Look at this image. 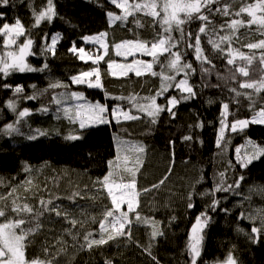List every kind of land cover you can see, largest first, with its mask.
Masks as SVG:
<instances>
[{
    "label": "trees",
    "instance_id": "obj_1",
    "mask_svg": "<svg viewBox=\"0 0 264 264\" xmlns=\"http://www.w3.org/2000/svg\"><path fill=\"white\" fill-rule=\"evenodd\" d=\"M258 2L221 0L213 9L229 4L230 11L234 13L241 7ZM53 5L55 16L39 25L35 24V16L47 9V0H9L8 5H0V13L4 14L0 18V26L19 19L26 31V36L20 41L31 38L34 42L26 63L34 68L48 65L42 72H13L7 77L0 76V196L7 197L0 200V208L7 213L0 222L23 218L26 220L25 229H35L26 242V259L52 260L54 264H105L106 260H111L112 264H191L189 244L192 226L197 216L206 212L210 219L200 233L203 239L197 264H222L229 255L237 264H264V238L254 243L248 235L253 226H260L258 219L248 217L256 216L258 210L264 209V156L253 159L247 167L238 163V160L246 161L253 156V145L264 148V124L249 123L242 130L237 126L236 131L230 128L235 121L250 119L264 107V91L257 93L254 89L240 88L242 83L259 82L264 78V64L259 60L264 50L246 47L264 39V28L249 26L247 13L240 17H226L213 11L209 15L212 21L208 25L209 31L201 34V45L214 67L205 64L203 67H212V70L204 74L200 62L195 59L194 49L182 43L178 50L184 53V60L191 62L196 69L189 77L196 95L176 105L174 117L165 111L153 124L146 114L131 107L130 98L155 95L161 87L160 76L150 73L142 76L134 73L117 76V73L114 76L111 74L114 70L110 71L108 67L110 62L120 60L115 54V44L155 39L159 28L153 27L152 17L136 13L126 20L111 21L107 16L109 11L116 15H123V11L112 5L110 0H53ZM232 19L244 22V26L234 33L227 29ZM221 25H225V29L218 35L233 37L231 48L236 50L235 65L227 64V43L222 44L225 53L217 52L208 43L210 38H216L211 29L219 30ZM200 26L201 22L194 20L184 26V31L195 34ZM102 32L107 34L104 55L99 44L86 43L82 39ZM57 33L60 38L54 54L44 51L45 46L51 44V37ZM173 35L179 38V33L174 32ZM73 44L77 48L83 47L93 60H79L69 51ZM239 52L253 58L251 65L239 60ZM98 55L103 59L94 63ZM166 60L165 56L160 57V63H166ZM239 67H246L249 76L240 74L237 71ZM93 68L100 73L101 87L71 82V77ZM153 70L159 73L160 64H154ZM164 71L167 75L172 74L167 69ZM233 75L235 79H232ZM180 78L182 75L177 77V81ZM4 84L12 87L5 88ZM50 84L66 87L49 88ZM17 85L23 86L22 93L14 92ZM31 85H36V88ZM233 88L242 94L237 96L231 91ZM45 89L47 91H43ZM72 91L83 92L88 99L104 103L110 110L120 105L141 118L118 122L111 119L106 125L82 130L64 111L65 101L61 95ZM33 94H37V99L24 98ZM181 95L175 88L165 93V97L176 96L178 99ZM58 96L62 99L59 105L53 100ZM10 99L17 105L16 112L7 107ZM139 103L146 101L139 99ZM157 103L163 105L166 100L160 97ZM225 103L229 105L227 112L223 108ZM24 108L29 109L30 114L19 118L18 112ZM52 113L58 117L56 120ZM222 120L225 133L218 146ZM45 123H51L52 129L60 127L63 132L51 136L38 134L36 128ZM7 124H14L17 130L8 134L5 130ZM72 135L83 139H67ZM185 136L192 139L186 141L183 139ZM138 144L145 149L139 156L142 166L136 175L138 211L141 217L154 220L156 229L163 235L153 239L152 225L137 221L130 214V238L118 237L89 249L84 235L91 232L92 238H100L99 222L105 209L111 206L106 190L98 181L108 173V162L114 161L118 155H129L135 159V153L130 155L124 150L123 153L119 146ZM240 176L244 180L238 189L202 195L221 181L225 188L234 185ZM161 180L164 183L157 189L143 191ZM13 191L14 195L8 196ZM190 193H193L192 208L188 207ZM13 199L17 204H27L33 213L17 217L10 210ZM213 199L220 202L214 211L208 208ZM41 201L45 205L42 206ZM49 201L51 203H47ZM56 212L61 215H56ZM71 220L77 221L75 226ZM144 249H149L151 256Z\"/></svg>",
    "mask_w": 264,
    "mask_h": 264
},
{
    "label": "snow or ice",
    "instance_id": "obj_2",
    "mask_svg": "<svg viewBox=\"0 0 264 264\" xmlns=\"http://www.w3.org/2000/svg\"><path fill=\"white\" fill-rule=\"evenodd\" d=\"M110 3L114 5L117 9L123 10V15H116L113 12L109 11L107 16L111 21L115 20H126L128 16L135 15L136 13H144L152 17L153 27L159 28V31L156 33L155 39L152 41H123L122 43L115 44L114 47L118 50L117 55L135 56L137 53L141 55H147L152 58V62H145L143 60L133 59L131 63L127 64H116L115 67L119 69L120 76H127L130 72L134 73L136 76H142L145 72L150 73L152 76H160L161 78V87L156 92L155 95L143 98L131 97L132 108H135L138 112L146 114L151 118V122L154 124L157 122L158 117L162 112L167 111L172 117L175 116L173 109L178 105L182 100H187L195 97L196 92L192 85L189 83V77L192 73L196 71L193 68L191 62L184 60V53L179 51V47L182 43L186 44L187 47L193 48L195 53V59L201 64V71L204 74L211 72L212 61L209 59L208 55L204 53V49L201 45V34H205L209 31L208 25L212 24V21L209 18V15L213 13L222 14L224 16L235 15L240 17L242 14L247 13L251 19L248 21V25L257 24L258 26L264 28V0H259L258 4H249L246 7H241L239 11L231 12L229 4H223L222 7H216L213 9L214 5L220 4L221 0H143V2H134L129 3L128 0H110ZM9 0H0V5H8ZM47 9L41 11L38 15L35 16V24L39 25L42 21L48 20L51 21L55 16V9L53 5V0H47ZM131 9V11H129ZM262 13L259 17L256 15V11ZM208 13V14H205ZM4 16L3 13H0V18ZM194 20L201 22V26L198 31L193 34L191 31L185 32L184 26L190 24ZM241 26H244V22L239 19H232L229 24H227V29L231 30L233 33ZM225 25H221L220 29L213 27L211 32L213 36H216L215 39L210 38L208 43L212 46L214 50L220 53H225V49L222 47V44L227 43L229 45L225 55L227 58L228 65H235L237 62L236 59V50L231 48L232 36L224 35L219 36V31H224ZM179 33V38H177L173 33ZM264 34V33H262ZM106 33H100L96 36H84L83 41H95L98 44H101L102 47H105L102 44ZM26 36V31L19 19H16L14 23H3L0 26V40H2L3 47L5 49L16 46L18 51H6L3 54H0V76L7 77L13 72H42L48 68L47 64H44L41 68H34L26 63V57L30 54V49L33 45V40L31 38H26L24 42L18 43L21 37ZM60 38V34L57 33L51 37V44L46 45L43 49L44 51H49L54 54L55 45ZM194 41V43H193ZM248 49H261L264 50V39H261L258 43H249L246 45ZM121 48L125 49V53L120 52ZM105 47V51H106ZM70 52L76 54L78 59L81 61L93 60L92 55L85 53L83 47L77 48L75 44L69 49ZM165 56L167 58L166 63H160V57ZM103 56H96L94 63L102 60ZM252 57L246 56L243 52H239V60L247 61L249 65L252 63ZM260 63L264 64V51H262L259 57ZM115 62H110L108 67L112 69ZM154 64H160L161 71L157 73L153 70ZM205 64L212 67H203ZM141 69L145 71L142 72ZM165 69L171 72V75L165 74ZM264 70V69H262ZM237 71L242 74L244 77L249 76V72L246 67H239ZM112 75H117L116 71L111 72ZM177 81V77L181 76ZM92 77L95 78V83L92 82ZM100 73L97 68H93L90 71L81 72L79 75L71 77V82L77 85L87 84L88 87H101L100 84ZM232 79H235V75L232 76ZM3 87L11 88V85L4 84ZM33 89L36 88V85H31ZM56 87H66L62 84H50L49 88ZM175 88L182 95L178 99L176 96L165 97V93L170 89ZM242 89H254L255 92L259 93L264 91V78L259 82H246L240 84ZM24 91L23 86L17 85L14 88V92L19 94ZM47 91V89L43 90ZM237 96L241 95V92H238L235 88L231 89ZM41 95L43 92L40 93ZM164 97L166 103L161 105L157 103V99ZM27 100L37 99V94L24 97ZM251 99V96L248 97ZM68 99L75 101H85L84 103H77L75 105L76 113L75 115L79 117V128L86 129L95 125H106L110 123L107 119V114H110L117 120L123 117L124 120H135L140 119V116L133 115L131 110L125 111L120 105L109 110L106 105L97 103L87 102L84 94L82 92H71L68 94ZM139 99H143L146 103H139ZM54 102L59 105L62 103V99L53 98ZM7 107L12 111H17V105L13 100L7 101ZM229 105L227 103L223 104L225 112H227ZM47 111V109H41ZM65 113L69 111L68 108L64 109ZM29 109L24 108L18 112L19 118H24L28 116ZM249 123H259L264 124V107H261L258 112L249 120H238L230 125L231 131H236L237 126L242 130ZM202 126V125H199ZM5 130L8 134L16 131L14 124H7ZM225 133V125L223 120L221 121V128L219 130V136L217 139V145L219 146L220 140L223 138ZM35 137H29V139H34ZM70 140L83 139L79 135H72L67 137ZM184 140L192 139L191 136H185ZM126 143V142H125ZM171 143V142H170ZM251 144L252 142L249 141ZM255 153L253 156L246 161H239L241 167H247L253 159L259 158V156H264V148L253 145ZM125 152L135 153V159H130L129 156L125 155L124 157L117 156L114 161H109V171L98 181L102 187L106 190L108 197L111 200V206L105 209L103 219L99 222L100 225V238L95 239L93 233L88 232L84 235V241L87 244V247L91 249L93 246H101L107 244L111 240H115L118 237H131V225L132 219L131 215L135 216L137 221L143 220L146 224H151L153 231L151 232V237L154 239L158 235H163L162 232H159L155 227V221L149 220L147 217H141L138 211L139 208V192L137 191V180L136 175L140 170L141 161L139 159L140 154H143L145 149L143 145H129L124 149ZM237 153L240 149L237 148ZM131 164V167L128 165ZM123 166V167H122ZM28 170L27 168L25 169ZM126 174V175H125ZM223 177V173H221ZM244 180L243 176L238 177L234 185H229L227 188L223 186V181L213 190H210L207 193L202 195H214L218 191H231L233 188L238 189L240 183ZM30 183V181L28 182ZM164 183V180H161L159 184H154L152 187L143 189L144 192L152 191L157 189L160 185ZM14 191L9 193L8 196H13ZM193 193L189 194V203L188 207L192 208L194 205L191 202ZM7 197L0 196V200L6 199ZM18 199V198H17ZM51 203V201L47 202ZM219 201L213 199L211 204L208 206L209 210L214 211L219 205ZM42 206L45 205L44 201H41ZM126 207L127 210H124ZM13 213L20 217L21 214H32L33 209L27 204H17L16 199L12 200V207L10 209ZM227 211V209H225ZM56 215H61L60 212H56ZM7 216L4 208H0V218H5ZM243 217V213L241 214ZM249 219L259 220L260 226H253L251 233H249V238L254 243H259L261 238H264V209L258 210L256 216H249ZM203 219V223H202ZM207 213H201L196 218V223L192 226V235L190 236L189 252L191 256V264H197L198 258L201 255V242L202 235L200 233L203 230L209 221ZM73 226L76 225L77 221L71 220ZM26 224V220L23 218L16 219H6L4 222H0V264H54L52 260L40 261L38 259L28 260L25 256L26 242L28 237L35 231L33 228L25 229L23 226ZM106 236V238H105ZM151 256L149 249H144ZM155 260V257H153ZM105 264H112L111 260H106ZM225 264H237V261L229 255Z\"/></svg>",
    "mask_w": 264,
    "mask_h": 264
},
{
    "label": "rangeland",
    "instance_id": "obj_3",
    "mask_svg": "<svg viewBox=\"0 0 264 264\" xmlns=\"http://www.w3.org/2000/svg\"><path fill=\"white\" fill-rule=\"evenodd\" d=\"M128 2L131 4V3H133V0H128ZM259 3V2H258ZM258 3H256V4H258ZM122 10V9H121ZM123 11V10H122ZM129 11H131V9H129ZM256 15L259 17L260 15H262V13L259 11V9H257V11H256ZM110 19V18H109ZM250 19H251V17H250ZM253 25H257V24H253ZM96 35H98V34H95V35H89V36H96ZM24 41H20V39H19V41H18V43H23ZM86 43H96L95 41H85ZM96 44H98V43H96ZM102 44L106 47L107 46V42H106V36L104 37V39H103V41H102ZM100 46H101V44H99ZM102 47V46H101ZM105 47H102V49H103V52H102V54L104 55L105 53H106V51H105ZM6 51H18V49L16 48V46H12L11 48H8V49H5L4 47H3V44H2V40H0V54H3L4 52H6ZM117 49L115 48V54L117 55ZM120 52H122V53H125V49L124 48H121L120 50H119ZM85 53L86 54H88L87 52H86V50H85ZM89 55V54H88ZM118 57H120V60H117V61H114L115 63L113 64V67H112V69H110V71L111 70H114V71H116L117 73H119V69H117L116 67H115V65L116 64H127V63H131L132 61H133V59H136V60H143V61H145V62H152V58L151 57H149V56H147V55H141V54H139V53H137L134 57L133 56H127V54L125 53L124 55H117ZM85 61H88L87 60V58H86V60ZM141 71L142 72H144L145 70L144 69H141ZM131 73V72H130ZM145 74H149V73H147V72H145ZM117 76H120V75H117ZM92 82L93 83H95V79H92ZM87 85V84H86ZM93 88H95V87H93ZM72 92H74V91H72ZM76 92V91H75ZM71 92H67V93H64V94H62L61 96H64V101H65V108H68L69 109V111L66 113V116L71 120V121H73V122H76V123H78L79 124V117H77L76 115H75V113H76V108H75V105L77 104V103H84L85 101H75V100H71V99H68V94H70ZM83 93V92H82ZM84 94V93H83ZM61 96H58L57 97V99L59 98V97H61ZM84 96H85V98H86V101L87 102H91V103H97V102H99V101H92V100H90V99H88L87 97H86V95L84 94ZM100 104H103V105H105L104 103H101V102H99ZM110 110V109H109ZM125 111H128V110H125ZM52 115V118L54 119V120H56L58 117L55 115V113H52L51 114ZM253 118V117H252ZM252 118H250V119H246V120H251ZM107 119H109V121H111V119L112 120H114V121H117L111 114H110V111H109V114H107ZM128 121V120H124L123 119V117H121L120 119H119V121ZM51 124V123H50ZM49 123H45L42 127H37L36 128V132L38 133V134H45V135H48V136H51V135H55L56 134V132H60V133H62L63 132V130L60 128V127H54L53 129H52V127H51V125H50ZM69 137V136H68ZM127 146L125 145V146H119V151H121V152H123V150L126 148ZM124 153V152H123ZM130 155H132V152H130ZM127 156H129V155H127ZM129 158L130 159H132L133 157H131V156H129Z\"/></svg>",
    "mask_w": 264,
    "mask_h": 264
},
{
    "label": "water",
    "instance_id": "obj_4",
    "mask_svg": "<svg viewBox=\"0 0 264 264\" xmlns=\"http://www.w3.org/2000/svg\"><path fill=\"white\" fill-rule=\"evenodd\" d=\"M222 264H225V263H222Z\"/></svg>",
    "mask_w": 264,
    "mask_h": 264
}]
</instances>
